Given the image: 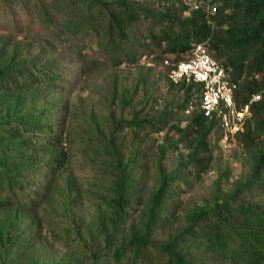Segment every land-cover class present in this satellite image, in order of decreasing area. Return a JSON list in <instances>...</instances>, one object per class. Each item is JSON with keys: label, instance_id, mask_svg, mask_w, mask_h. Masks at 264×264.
Masks as SVG:
<instances>
[{"label": "trees", "instance_id": "obj_1", "mask_svg": "<svg viewBox=\"0 0 264 264\" xmlns=\"http://www.w3.org/2000/svg\"><path fill=\"white\" fill-rule=\"evenodd\" d=\"M48 3L0 0V7L19 6L27 16H36L58 43L73 47L79 54L86 43H94L105 55L102 62L112 66L122 64V57L135 61L138 49L142 57L159 56L169 87L183 89L187 99H196L198 108L188 123L175 127L189 149L181 165H190L195 174L208 170L211 146H220L222 130L217 116L207 117L200 109V83L175 84L169 80L172 65L188 59L194 46L203 42L230 81L237 84V108H243L252 95L260 94L251 103L250 116L242 129L235 134V139L253 155L248 179L236 184L227 197L215 195L211 202L199 206L183 229L160 246L150 247V233L159 216L155 209L162 207L168 180L160 172L142 233H132L125 244L116 245L108 259L95 253L94 260H99L98 264H147L148 257H153L155 264H264V0H204L197 8L182 0H165L157 9L129 0ZM211 7L216 10L211 11ZM14 16L11 18L17 24ZM166 59L168 64H164ZM99 60L92 59L89 67L100 65ZM66 82L56 67L0 64V211L38 207L68 161L63 147L67 141L63 111L51 113L44 106L14 114L8 107L4 109L3 100L24 96L34 85ZM113 156L118 172L110 204L116 214L122 208V160L120 155ZM9 241L5 235L1 245L8 247Z\"/></svg>", "mask_w": 264, "mask_h": 264}, {"label": "rangeland", "instance_id": "obj_2", "mask_svg": "<svg viewBox=\"0 0 264 264\" xmlns=\"http://www.w3.org/2000/svg\"><path fill=\"white\" fill-rule=\"evenodd\" d=\"M129 1L157 9L165 0ZM18 7H0V64L56 67L67 82L34 85L24 96L4 99V109L63 111L68 161L38 207L0 211V264H98L95 253L108 259L116 245L142 233L160 172L168 180L150 247L183 229L199 206L215 195L227 197L248 179L253 155L237 139L227 149L213 144L208 170L199 175L181 165L189 149L175 127L188 123L198 102L169 87L159 56L142 57L138 49L135 61L122 57V64L112 66L102 62L105 55L94 43L79 54ZM95 58L100 65L89 67ZM113 154L122 160V208L116 214L110 204L118 172ZM5 235L8 247L1 245Z\"/></svg>", "mask_w": 264, "mask_h": 264}, {"label": "built area", "instance_id": "obj_3", "mask_svg": "<svg viewBox=\"0 0 264 264\" xmlns=\"http://www.w3.org/2000/svg\"><path fill=\"white\" fill-rule=\"evenodd\" d=\"M204 0H188V5L197 8ZM211 7V11H215ZM168 64V60L164 61ZM171 82H198L202 86L200 109L207 117L217 116L222 133L219 144L223 149L231 147L235 134L242 129L246 118L250 116V105L260 98L252 95L243 108H237L234 95L237 84L230 81L225 69L211 56L205 43H197L188 59L174 63L168 72Z\"/></svg>", "mask_w": 264, "mask_h": 264}]
</instances>
